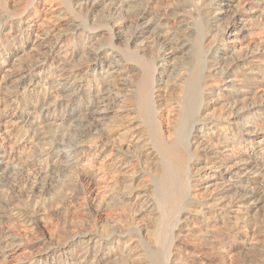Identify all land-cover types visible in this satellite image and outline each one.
Wrapping results in <instances>:
<instances>
[{"label": "bare ground", "instance_id": "6f19581e", "mask_svg": "<svg viewBox=\"0 0 264 264\" xmlns=\"http://www.w3.org/2000/svg\"><path fill=\"white\" fill-rule=\"evenodd\" d=\"M0 264H264V0H0Z\"/></svg>", "mask_w": 264, "mask_h": 264}, {"label": "rangeland", "instance_id": "374dc122", "mask_svg": "<svg viewBox=\"0 0 264 264\" xmlns=\"http://www.w3.org/2000/svg\"><path fill=\"white\" fill-rule=\"evenodd\" d=\"M142 1V0H141ZM125 5V6H124ZM129 6V7H128ZM140 4H136V6L134 8H132V6L127 5V4H123L121 5V8L118 9L119 11H117L116 9H112V15L113 16H117L118 18H121V20L125 23V31L126 33L128 32V29L131 25H134V22L136 21V19L138 17H136L137 12L139 11V7ZM128 7V8H127ZM122 9V11H121ZM115 10V11H114ZM117 13V14H116ZM135 14V15H134ZM138 16V15H137ZM139 19V18H138ZM145 21V19H142L140 22ZM76 123V122H75ZM100 136V137H98ZM96 135V137H93L90 142L89 145L92 148L91 152L87 155L86 160H85V164H89L93 161L94 157L96 156V154L98 153V150L100 148V146L102 145V143H104V139L107 140L103 135ZM102 140V141H101Z\"/></svg>", "mask_w": 264, "mask_h": 264}]
</instances>
